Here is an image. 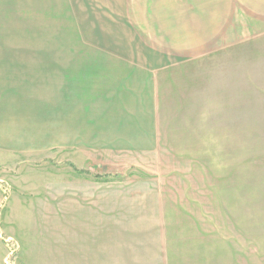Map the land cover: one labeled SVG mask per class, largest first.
Here are the masks:
<instances>
[{
    "label": "crops",
    "instance_id": "obj_1",
    "mask_svg": "<svg viewBox=\"0 0 264 264\" xmlns=\"http://www.w3.org/2000/svg\"><path fill=\"white\" fill-rule=\"evenodd\" d=\"M54 1L53 49H0L2 155H155L177 107L196 115L224 88L230 99L237 58L244 89L264 73V0ZM67 198V264L213 262L197 258L201 250L184 256L185 239L154 195L137 204L116 193Z\"/></svg>",
    "mask_w": 264,
    "mask_h": 264
},
{
    "label": "rangeland",
    "instance_id": "obj_2",
    "mask_svg": "<svg viewBox=\"0 0 264 264\" xmlns=\"http://www.w3.org/2000/svg\"><path fill=\"white\" fill-rule=\"evenodd\" d=\"M56 5L0 0V49H53ZM240 63L230 99L224 88L211 105L194 107L196 115L177 107L155 155L0 154V264H67V195L83 193L121 194L132 204L154 195V208L169 211L184 237L186 258L201 250L197 258L209 264H264V73H252L244 89ZM189 237L196 244L185 245Z\"/></svg>",
    "mask_w": 264,
    "mask_h": 264
},
{
    "label": "built area",
    "instance_id": "obj_3",
    "mask_svg": "<svg viewBox=\"0 0 264 264\" xmlns=\"http://www.w3.org/2000/svg\"><path fill=\"white\" fill-rule=\"evenodd\" d=\"M8 253H9L10 255H12V254H13V251H12V250H10V251H8Z\"/></svg>",
    "mask_w": 264,
    "mask_h": 264
}]
</instances>
